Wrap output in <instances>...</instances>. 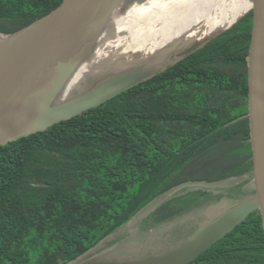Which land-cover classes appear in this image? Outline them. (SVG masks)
<instances>
[{"label": "trees", "instance_id": "16d2710c", "mask_svg": "<svg viewBox=\"0 0 264 264\" xmlns=\"http://www.w3.org/2000/svg\"><path fill=\"white\" fill-rule=\"evenodd\" d=\"M62 1L0 0V36ZM250 6L251 0L221 4L177 35L195 28L197 37L209 35L230 17L229 27L197 49L99 105L0 144V264H79L169 190L250 174L251 11L243 13ZM201 197L217 204L224 193L186 189L147 218L167 221ZM187 264H264L260 211Z\"/></svg>", "mask_w": 264, "mask_h": 264}, {"label": "water", "instance_id": "95a60500", "mask_svg": "<svg viewBox=\"0 0 264 264\" xmlns=\"http://www.w3.org/2000/svg\"><path fill=\"white\" fill-rule=\"evenodd\" d=\"M120 1L63 0L22 30L0 36V144L44 130L99 105L174 62L152 72L142 66L124 70L89 91L61 99L69 79L66 75L75 65L76 55L103 28ZM250 11L245 84L253 158L252 169L247 175L251 177L253 196L197 233L192 240L166 248L165 252L150 259L126 264H187L235 229L253 211H260L264 223V0H251ZM214 35L191 46L178 58L197 49ZM241 178L194 180L181 184L140 212L153 203L155 207L166 195L183 186L194 184L197 188L210 189L227 186Z\"/></svg>", "mask_w": 264, "mask_h": 264}, {"label": "rangeland", "instance_id": "374dc122", "mask_svg": "<svg viewBox=\"0 0 264 264\" xmlns=\"http://www.w3.org/2000/svg\"><path fill=\"white\" fill-rule=\"evenodd\" d=\"M145 1L147 0H121L119 2L103 28L76 55L73 61L75 65L68 75H66L67 77L69 76V79L85 63L93 64L92 69L84 73L77 83L65 87L61 96L62 100L89 91L124 70L137 66H142L144 70H149L150 72L161 69L165 65L175 61L180 54L191 46L201 43L230 25L229 17L224 25L215 29L209 35L197 37L198 32L195 33V31L199 29L196 30L195 28L177 36V38L169 41L161 48L141 49L140 54L136 57L128 58L127 54H116V56H109L108 54L102 60L104 61L103 63L101 61L93 63L100 50V43L102 45L107 44L111 40L118 38L115 20L123 16L134 4H141ZM248 11H250V7L243 13ZM197 187L194 184L183 186L169 193L165 198L186 189H197ZM210 189L217 193H224L221 203L208 205L206 203L207 199L201 197L197 201H194L190 211L167 221L152 224L148 220L147 214L154 207L155 203H153L129 223L111 233L103 242L99 243L92 250L93 254L85 259L88 260H84L85 262L81 264H126L150 259L165 252L166 248L175 247L187 240H192L197 233H201L211 223H214L217 219L253 196L250 175L238 179L227 186Z\"/></svg>", "mask_w": 264, "mask_h": 264}, {"label": "bare ground", "instance_id": "6f19581e", "mask_svg": "<svg viewBox=\"0 0 264 264\" xmlns=\"http://www.w3.org/2000/svg\"><path fill=\"white\" fill-rule=\"evenodd\" d=\"M227 1L147 0L141 4H134L123 16L115 20L118 38L107 44L100 43V50L93 63L99 61L103 63L102 60L108 54L109 56L127 54L128 58H133L140 54L141 49L161 48L190 25ZM92 65L88 63L81 65L66 86L77 83L84 73L92 69Z\"/></svg>", "mask_w": 264, "mask_h": 264}]
</instances>
